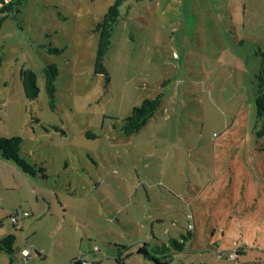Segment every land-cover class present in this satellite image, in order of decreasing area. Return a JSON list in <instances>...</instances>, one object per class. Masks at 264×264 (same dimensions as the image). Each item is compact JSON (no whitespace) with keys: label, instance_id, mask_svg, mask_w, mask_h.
<instances>
[{"label":"rangeland","instance_id":"374dc122","mask_svg":"<svg viewBox=\"0 0 264 264\" xmlns=\"http://www.w3.org/2000/svg\"><path fill=\"white\" fill-rule=\"evenodd\" d=\"M114 2L23 0L0 27V134L22 137L47 174L0 157L13 264H154L140 246L189 228L170 264H264V0H123L107 80L94 70L96 27ZM48 63L60 71L54 102ZM22 67L37 74L34 100ZM160 93L155 115L124 134L133 107Z\"/></svg>","mask_w":264,"mask_h":264},{"label":"trees","instance_id":"16d2710c","mask_svg":"<svg viewBox=\"0 0 264 264\" xmlns=\"http://www.w3.org/2000/svg\"><path fill=\"white\" fill-rule=\"evenodd\" d=\"M23 0H0V27L3 21L10 17L11 13L20 11ZM123 0H115L109 6L102 20L98 22L96 30L99 32L98 45L95 56V73H102L109 80V74L105 65V56L111 44L113 29L121 16V6ZM56 51L62 49L55 47ZM45 76V86L51 102L55 101L56 85L55 82L59 76V67L56 63H48L43 69ZM20 76L23 83V89L29 100H34L40 93L37 81V74L32 68L22 67ZM258 91L255 99L257 123L260 129L257 132L259 137L264 136V69L257 75ZM163 94L155 97L145 98L140 105L133 107L132 112L123 119L122 130L124 134L131 135L138 132L152 118L161 105ZM23 138L18 135L0 134V157L14 161L25 174L37 176L40 174L43 178L47 177L45 167L37 162H31L27 153L23 151ZM39 175V176H40ZM192 232L183 233L179 237H171L169 240L155 242H144L138 252L145 258L153 261L154 264H170L181 252H187L188 243L192 240ZM155 236V235H154ZM17 236L15 233H8L0 239V254L6 253L10 257V264H13L16 252L19 248L15 247ZM245 252V251H244ZM241 252L240 254H243ZM219 254V253H218ZM72 264H82L81 260H74Z\"/></svg>","mask_w":264,"mask_h":264},{"label":"built area","instance_id":"2783aa9c","mask_svg":"<svg viewBox=\"0 0 264 264\" xmlns=\"http://www.w3.org/2000/svg\"><path fill=\"white\" fill-rule=\"evenodd\" d=\"M17 214H18L17 212H14V214L11 217L13 219V221H15V222H17ZM24 215L27 216L29 214H28V212H24ZM22 252L25 256H27L29 254V250H27V249H23ZM236 254H237L236 250H235V252H234V250H231L229 252V258H235ZM222 256H223L222 253L218 254L219 258H221Z\"/></svg>","mask_w":264,"mask_h":264}]
</instances>
